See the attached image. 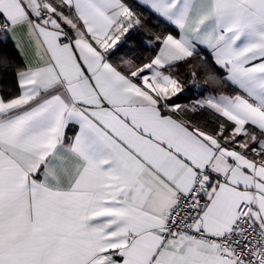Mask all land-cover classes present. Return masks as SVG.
Returning a JSON list of instances; mask_svg holds the SVG:
<instances>
[{
	"label": "snow or ice",
	"instance_id": "obj_1",
	"mask_svg": "<svg viewBox=\"0 0 264 264\" xmlns=\"http://www.w3.org/2000/svg\"><path fill=\"white\" fill-rule=\"evenodd\" d=\"M0 264H264V0H0Z\"/></svg>",
	"mask_w": 264,
	"mask_h": 264
}]
</instances>
